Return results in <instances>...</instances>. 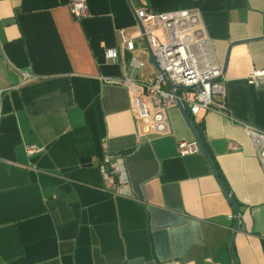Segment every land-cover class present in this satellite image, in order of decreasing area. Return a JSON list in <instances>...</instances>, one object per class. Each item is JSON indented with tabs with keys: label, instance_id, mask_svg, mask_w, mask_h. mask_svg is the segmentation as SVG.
<instances>
[{
	"label": "crops",
	"instance_id": "1",
	"mask_svg": "<svg viewBox=\"0 0 264 264\" xmlns=\"http://www.w3.org/2000/svg\"><path fill=\"white\" fill-rule=\"evenodd\" d=\"M86 1L76 20L70 0H0V264H264V166L245 131L264 133V90L246 79L264 70V38L252 40L264 0ZM139 9H198L221 67L239 43L220 79L233 120L189 115L210 161L178 154L196 141L178 107L171 134H137L133 95L115 81ZM108 156L124 160L131 196L105 189Z\"/></svg>",
	"mask_w": 264,
	"mask_h": 264
},
{
	"label": "built area",
	"instance_id": "2",
	"mask_svg": "<svg viewBox=\"0 0 264 264\" xmlns=\"http://www.w3.org/2000/svg\"><path fill=\"white\" fill-rule=\"evenodd\" d=\"M69 7L76 20L88 15L86 0H70ZM135 15L140 33L136 38L123 35V49L131 57L124 65V79L115 83L126 85L133 95L132 113L138 136L162 137L171 134L169 112L179 103L191 116L216 112L233 120L226 101V90L220 84L222 67L214 59L211 40L205 31L200 11L187 9L156 13L139 9ZM142 45L149 57L150 54L154 55L161 72L151 64L150 59L147 62L137 55ZM106 59L116 62L118 52L106 51ZM149 62L154 72L150 76L140 74ZM29 78L24 76V82ZM246 79L250 86L264 90V70L251 71ZM3 93L0 90V120ZM245 131L258 149L264 166V133L247 126ZM231 150H238V147L232 146ZM177 151L181 157H186L201 152V149L196 141L181 140L177 143ZM27 152L33 155L40 150L30 146ZM102 177L106 190L131 196L121 157H106Z\"/></svg>",
	"mask_w": 264,
	"mask_h": 264
},
{
	"label": "water",
	"instance_id": "3",
	"mask_svg": "<svg viewBox=\"0 0 264 264\" xmlns=\"http://www.w3.org/2000/svg\"><path fill=\"white\" fill-rule=\"evenodd\" d=\"M127 1H128L129 4L131 5L130 0H127ZM138 23H139V22H138ZM263 38H264V37L257 38V39H252V40H260V39H263ZM248 41H249V40H247V41H243V42H248ZM236 44H239V43H234V44H232V45L228 48V51H227V54H226V59H225L224 65H223V67H222V74H223V75L226 73V70H227L228 60H229V57H230V51H231L232 47L235 46ZM149 59H150L151 64H153L154 67H155L156 69H158V70L161 72L160 67H159V64H158V62L156 61V58L154 57L153 54H150ZM178 108L180 109V111H181L183 117L185 118V120H186V122H187L189 128L191 129L192 133L194 134L195 140H196V142L199 144L201 151L204 153V155H205V156L207 157V159L210 161V158H209V156H208V154H207V151H206L204 145L202 144V142L200 141V139H199L198 136L196 135V132H195V130H194L193 123H192V121H191V119H190V116H189L188 112L184 109V107L182 106L181 103L178 104ZM223 188H224V186H223ZM224 191H225V193L227 194V191L225 190V188H224ZM233 205H234V204H233ZM234 209H235L236 217L238 218L237 220L239 221V210L235 207V205H234ZM238 225H239V224H238ZM237 228H238V226H237Z\"/></svg>",
	"mask_w": 264,
	"mask_h": 264
},
{
	"label": "trees",
	"instance_id": "4",
	"mask_svg": "<svg viewBox=\"0 0 264 264\" xmlns=\"http://www.w3.org/2000/svg\"><path fill=\"white\" fill-rule=\"evenodd\" d=\"M194 130H195V132H196V135L198 136V138L200 139V141H201L202 144L204 145L206 151L209 153V148H208V146H207V144H206V141H205V138H204V134H203L202 129L200 128L199 125H194ZM209 155H210V153H209ZM210 156H211V155H210ZM221 179H222V185L224 186L225 190H226L227 192L230 193V189H229V187H228V185H227L225 179H224L223 177H221ZM234 202H235V201H234Z\"/></svg>",
	"mask_w": 264,
	"mask_h": 264
},
{
	"label": "rangeland",
	"instance_id": "5",
	"mask_svg": "<svg viewBox=\"0 0 264 264\" xmlns=\"http://www.w3.org/2000/svg\"><path fill=\"white\" fill-rule=\"evenodd\" d=\"M137 55L142 59V60H145V61H149V55L147 53V51L145 50L144 46L142 45V48H140V50L138 51ZM146 72H149V73H153L154 72V67L149 63H147V67H146Z\"/></svg>",
	"mask_w": 264,
	"mask_h": 264
}]
</instances>
